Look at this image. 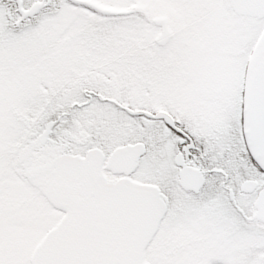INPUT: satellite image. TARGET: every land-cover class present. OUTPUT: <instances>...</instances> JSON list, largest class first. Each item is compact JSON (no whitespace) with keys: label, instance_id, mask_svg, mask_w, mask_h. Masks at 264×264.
Listing matches in <instances>:
<instances>
[{"label":"snow or ice","instance_id":"1","mask_svg":"<svg viewBox=\"0 0 264 264\" xmlns=\"http://www.w3.org/2000/svg\"><path fill=\"white\" fill-rule=\"evenodd\" d=\"M0 264H264V0H0Z\"/></svg>","mask_w":264,"mask_h":264}]
</instances>
